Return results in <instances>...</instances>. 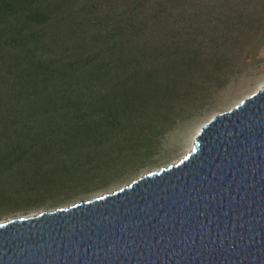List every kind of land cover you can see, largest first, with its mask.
I'll return each instance as SVG.
<instances>
[{"label":"trees","instance_id":"16d2710c","mask_svg":"<svg viewBox=\"0 0 264 264\" xmlns=\"http://www.w3.org/2000/svg\"><path fill=\"white\" fill-rule=\"evenodd\" d=\"M263 35L264 0H0V197L9 178L39 197L148 147Z\"/></svg>","mask_w":264,"mask_h":264},{"label":"water","instance_id":"95a60500","mask_svg":"<svg viewBox=\"0 0 264 264\" xmlns=\"http://www.w3.org/2000/svg\"><path fill=\"white\" fill-rule=\"evenodd\" d=\"M0 264H264V84L206 121L177 161L1 221Z\"/></svg>","mask_w":264,"mask_h":264},{"label":"rangeland","instance_id":"374dc122","mask_svg":"<svg viewBox=\"0 0 264 264\" xmlns=\"http://www.w3.org/2000/svg\"><path fill=\"white\" fill-rule=\"evenodd\" d=\"M263 84L264 45L253 61L243 66L240 73L231 75L225 85L205 97L204 101L181 108L175 114L174 125L166 132L159 133L152 144L122 155L110 167L95 170L94 177L68 183L62 189L54 188L47 192L42 189L39 197H29L26 192H29L31 183L8 176L12 183H8V191L0 197V222L111 192L149 171L177 161L192 148L196 132L206 121L214 114L230 109ZM113 158L106 156L101 161L107 162ZM92 164L96 165V159Z\"/></svg>","mask_w":264,"mask_h":264}]
</instances>
